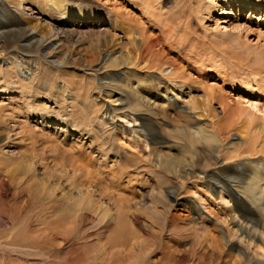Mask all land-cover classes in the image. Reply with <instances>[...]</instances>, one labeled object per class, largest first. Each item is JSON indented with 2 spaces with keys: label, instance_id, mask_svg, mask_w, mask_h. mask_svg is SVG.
Returning <instances> with one entry per match:
<instances>
[{
  "label": "bare ground",
  "instance_id": "bare-ground-1",
  "mask_svg": "<svg viewBox=\"0 0 264 264\" xmlns=\"http://www.w3.org/2000/svg\"><path fill=\"white\" fill-rule=\"evenodd\" d=\"M50 1L49 7L42 4L44 0H18L14 7L5 11L11 25L7 19L0 24V38L13 26L23 32L20 41L4 39L0 43V94L9 95L8 101L13 98L10 102L15 104L14 114L24 120L16 122L8 118L12 129L18 125L17 134L21 135L19 157L10 160L0 153V162L13 164L18 183L26 185L11 188L0 168V264H35L33 257L45 250L63 255L61 261L50 264H76L64 259V248L72 241L68 234L77 230L87 217L92 218V222L98 220L99 229L121 225L128 216L132 221L136 216L127 212L136 202L134 185L148 180L153 187L146 197L141 196L148 200V203L143 202V208L158 215L164 225L182 227L192 234L201 231L198 236L204 239L210 234L213 241H216V231L217 239L223 243L231 260L229 264H264V179L258 175L264 170V143L250 137L253 134H249L248 129L245 131L248 139L241 138L246 145L244 151L239 152V145L225 147L235 122L242 120L239 119L241 114L234 112L237 109L229 113L227 103L215 95L220 100L217 111L211 105L215 100L210 102L205 96H209L208 92L203 96V103L211 109L212 118L208 126L198 125L200 115L196 112L198 107L191 89L188 87L184 91L186 82L181 84L175 79L181 80L184 73L172 63H160L158 59L162 55L157 59L153 54L157 50L153 52V42L157 39L152 38L153 41L149 34L138 32L127 33L126 37L122 29V36L116 38L115 28L119 25L115 16L98 13L87 4L71 6L67 0ZM160 1L155 10L163 15L158 8ZM0 2L5 4L4 0ZM263 3L242 0V5L256 7L259 11L261 8L264 11ZM29 7L44 8V13L56 15V19L49 17L50 20L73 27L67 32L87 35L86 38L76 37L73 44L92 43L93 38L96 43L111 42L117 49L107 51L118 57L82 53L80 49L76 51L74 45L68 47L66 40L64 46L62 33L65 28L58 27L55 33L50 29L43 34L38 28L26 29L29 15L24 11L31 12ZM83 26L89 28L81 31ZM138 62L144 69L138 70ZM246 70L251 75L261 73L257 69ZM76 76L88 86L84 85L80 91L71 88L66 77ZM162 82L166 83V92L153 91ZM143 84L149 88L141 90ZM95 91L113 94L120 106H106L104 101L97 106L94 103L97 99L93 97ZM156 102L164 106L175 104L198 126H180L176 130L177 142L167 140L159 132L154 117L158 113L153 106ZM105 115H108L107 120L103 119ZM115 117L127 120L128 124L115 121ZM25 121L29 128L39 131L29 128L25 131ZM131 123L132 129L128 126ZM116 128L128 131L144 152L149 148L148 154L153 155L147 167H132L138 178L130 177L131 171L124 164L127 157L117 144ZM234 132L240 133L239 129ZM259 132V140H264V128ZM8 144L5 142L2 146ZM154 145L160 146L155 148ZM65 146L72 149H65ZM195 147L202 149L212 161L207 159L200 164ZM65 181L71 189L67 192ZM166 184H171L172 198L165 201L159 196H163ZM26 189L28 195L24 198ZM185 189L190 194L181 201V191ZM57 191L62 192L55 194ZM9 192L15 201L11 206L6 203ZM176 206L181 207V212L173 216L170 210ZM190 213L199 222L188 217ZM43 257L37 264L49 263Z\"/></svg>",
  "mask_w": 264,
  "mask_h": 264
},
{
  "label": "rangeland",
  "instance_id": "rangeland-1",
  "mask_svg": "<svg viewBox=\"0 0 264 264\" xmlns=\"http://www.w3.org/2000/svg\"><path fill=\"white\" fill-rule=\"evenodd\" d=\"M17 1L4 0V5L0 2V16H3L0 19V24H3L7 19L11 25L12 22L8 20L5 11L8 7H14ZM44 1L43 5L51 6L50 0ZM57 1L61 2L64 0ZM67 1L71 3V6L75 4L81 6L87 4L97 9L98 13L105 14L106 16H115L114 19L119 25L115 28L117 29L116 38L122 36L120 32V29H122L125 36L127 33L138 32L149 34L150 39H157L156 41L152 39L154 41L153 52L155 51L154 49L158 50V52L156 50L153 54H156L154 56L157 59L162 55L163 59L161 57L158 59L159 62L161 61L160 63H172L176 68L181 70L182 74L184 73L185 77L183 76L181 80L178 77L175 79L178 83L186 82V85L183 86L184 91H187L188 87L189 90L191 89V96L198 107L196 112L200 115V123L198 125L206 127L208 126L207 122L212 118L211 109L206 108L203 103V96L208 94V92L209 96H205L211 99L210 102L213 99L215 100L211 102V105L217 111H219L217 107L219 99L216 96H220L219 98L227 103L228 112L237 109L234 112L235 114H241L239 115L240 118H238H242V120L235 122L230 131L231 134L229 133V139L227 138L225 141V147L239 145V152L244 151L246 145L241 141V138L248 139L245 135V131L247 132L248 129L250 130L249 134H253L249 135L250 137L257 138L260 144L264 143L263 139L259 140V135L257 134H260L259 130L262 127L264 128V11H262V8L260 11L255 9L256 7L254 9L252 7L248 8L246 5H242V0H172L170 1L171 3L161 0L158 8L161 9L163 15H159L157 10H155L157 9L156 3L159 0L157 2L155 0ZM260 1L264 2V0ZM29 8L31 12L24 11L25 14L29 15L26 17V29L28 27L38 28L41 30L40 33L43 34L47 33L50 29L55 33L58 27L65 28L62 33L64 46L66 40L68 41L66 42L68 47L74 45L76 51L80 49L79 52L82 53L91 52L98 56L107 54L106 56L108 57L111 56L108 51L112 52L117 49V47L111 45V42L110 44H104L101 41L96 43L95 38L92 39V43L84 41L81 45L79 43L73 44L76 37L86 38L87 35L75 34L71 31L67 32L66 30H73V27L62 26L57 20L51 21L49 17L56 19L57 16L53 14L51 16L47 12L44 13V8L41 10L34 7ZM87 28L89 27L85 28L83 26L80 30L84 31ZM22 35L23 32L13 26L4 37L0 38V43L4 39L20 41ZM111 57H118V55L114 54ZM38 60L37 58L33 64L35 65ZM143 67L142 63H137L138 70L144 69ZM246 68L257 69L261 73L259 76L251 75ZM77 77H66V80L71 88L80 91L84 85L87 87L88 84L81 80L80 77ZM161 84V86L157 85L158 87L154 88L153 91H159L164 94L166 92V83L162 82ZM151 87H154V85ZM148 88V85L143 84L140 89L145 90ZM38 91L43 92L42 89ZM106 95L109 98H106ZM93 97L97 99L94 102L97 106L100 105L98 104L100 101H104L106 106L111 105L116 108L120 106L119 102L115 101L116 97L113 94L95 91ZM7 99H9V95L0 94V115H2L0 116V150L2 148L0 153L6 156L4 158L16 160L19 157L21 135L17 134L19 132L18 125H14L15 128L13 127L12 129V123L10 122L11 119L16 122H22L23 118L16 117L14 114L15 110L13 109H15V104L10 102L13 101V98L10 101ZM161 104L156 102L153 105L156 107L154 109L158 111L154 117L156 118L159 132L167 140L177 142L176 140L179 138V135H176V130L180 126H188L190 128L198 126L195 125L196 122L194 120H191L186 114L181 112L175 104L171 106ZM160 107L162 108L159 109ZM161 110L164 111L160 113ZM243 114L244 116H242ZM10 117L11 119L9 120L8 118ZM103 119L107 120L108 115L103 116ZM4 120L6 124L2 122ZM115 121L121 122V124H128L127 120H121L120 117H115ZM27 124L28 121H25L23 125L24 129L30 127ZM128 126L131 129L133 128L132 123ZM29 129H36V132L39 131H37V128ZM238 129L240 135L234 132V130ZM256 129L259 130L257 131ZM253 132L256 133L254 134ZM115 134L117 144L125 151L124 154L127 159L124 161V164L131 171L130 177L134 179L138 178L137 172H133L132 167L134 165L147 167V163L149 164L153 159V155L150 156L148 154L150 149L146 148V152H144L138 145L139 143H136L135 137L133 138L132 135L128 134V131L121 132L119 128H116ZM7 139L9 140L7 141ZM5 142L10 144L3 147L2 145ZM159 146L154 145L155 148ZM65 149H72V147L65 146ZM228 149L231 150L232 148ZM194 152L200 164L206 163L208 160L212 161L208 155L204 154L205 152L202 149L195 147ZM120 153L123 154L122 151ZM0 168L11 188L17 186L23 188V186H26L25 184L21 186L18 183V175H16L15 171L13 173V170H15L13 164L0 162ZM263 173L264 170L261 173L258 172V175L262 179H264ZM124 181L126 182V180ZM152 187L153 185L149 180L142 185H134L133 197L136 202L131 204L132 209L127 212L129 215L136 216L134 219L132 218V221L128 216V219L122 220L121 225L115 224L99 229L97 225L98 220L92 222L93 219L88 217L83 220L82 224L76 227L77 230H73V232H70L71 234H68L72 241L64 248V259L73 260L76 264H229L231 262L230 258L227 257L223 243L217 239L219 235H216V231H214L216 241L210 238V234L206 238L204 237V240L198 236L201 234V231L193 232L194 235L188 233L186 230H182V227L180 229L166 226L158 215L145 211L143 202L148 203V200L141 199V196L146 197ZM170 187L171 184L163 186V196H159L161 200L166 201L172 198L171 190H169ZM69 189L70 187L65 181V192ZM26 191L27 189L22 195L24 198L28 195V191ZM58 192H55V194H59L62 191ZM10 193L6 195L8 196L6 197L7 201L5 200L9 206L15 203ZM181 193H183L180 196L181 201L190 194L186 189L181 191ZM180 209L181 207L176 206L170 212L173 216H178L181 212ZM194 216L191 213L188 215V217L195 218V222H199L196 216ZM43 255L49 262L48 264L50 262L54 263L53 261L55 260V262L61 261L60 258L63 256L61 254L58 256L57 254H53V252L45 250L42 254L33 257V263L37 264L41 258L44 259Z\"/></svg>",
  "mask_w": 264,
  "mask_h": 264
}]
</instances>
